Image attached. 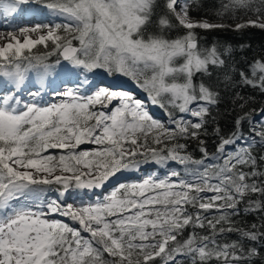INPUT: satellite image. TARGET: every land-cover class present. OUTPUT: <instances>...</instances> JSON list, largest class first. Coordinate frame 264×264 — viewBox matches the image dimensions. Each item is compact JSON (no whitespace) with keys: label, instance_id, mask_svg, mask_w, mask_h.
<instances>
[{"label":"snow or ice","instance_id":"1","mask_svg":"<svg viewBox=\"0 0 264 264\" xmlns=\"http://www.w3.org/2000/svg\"><path fill=\"white\" fill-rule=\"evenodd\" d=\"M32 3L0 0V14L14 18ZM42 7L65 22L0 31V264H262L264 224L241 227L234 217L241 204L264 213V156L254 155L264 146V119L237 118V127L249 120L247 136L217 127L213 152L201 135L226 95L241 104L236 88L264 95V57L237 71L231 51L202 48L196 30H264V0H220L214 14L196 20L189 0ZM41 45L46 51L33 54ZM53 55L72 86L54 90L59 102L47 106L40 91L24 99L27 75L34 72L42 88ZM118 76L165 109L167 123L132 91L105 83ZM192 141L199 157L188 150ZM148 164L164 174L120 183L87 204L66 203L71 191L102 190Z\"/></svg>","mask_w":264,"mask_h":264},{"label":"trees","instance_id":"2","mask_svg":"<svg viewBox=\"0 0 264 264\" xmlns=\"http://www.w3.org/2000/svg\"><path fill=\"white\" fill-rule=\"evenodd\" d=\"M189 2L193 4L191 9L192 18L196 20L203 18L205 13L209 15L214 14L216 11L215 6L219 5L220 0H189ZM212 22L230 23L229 21H221L220 19H215ZM196 31L199 35V42L202 48H210L215 45L220 50H230L232 55L229 63L235 66L237 71L247 68L248 64L254 59L264 57V30L259 28H248L239 32L233 31L231 28L212 31L197 29ZM45 51V49L38 46V49L33 50V54H42ZM54 58L55 60L52 61V63L56 62L58 57L55 55L50 56L47 62L50 63ZM212 72L213 76L211 82H214L217 78V70L213 69ZM126 78L130 80V78ZM202 78L205 82H209L206 76H197V83H199ZM131 82L134 84L133 81ZM236 93H238L240 97H243L241 102L243 111L241 110V104L234 103V96L232 94L226 95L220 105L212 109V116L208 120L206 130L202 132L201 135V139L205 141L209 152L215 151V145L218 143L219 137L214 132V129L217 127L219 128L220 135H229L233 131H236L237 134L243 133L247 136L251 128L249 120H243L241 125L237 127L235 124L237 118L244 116L245 113L249 114V119H251V114H254L257 119L263 118L260 116V110L264 108V95L258 90H253L250 87H238L236 88ZM153 110L168 118V112L158 105H153ZM188 150L199 157L200 153L195 141L190 143ZM254 155L257 156V160L259 161V157L264 156V146H254ZM258 170L264 172V163H258ZM245 207L246 204H241V214L234 217L235 223L238 226L250 227L255 224L259 227L261 224H264V220H261V216L264 215V213L245 212ZM234 238L235 236L232 235L222 239L230 241ZM262 264H264V262H262Z\"/></svg>","mask_w":264,"mask_h":264},{"label":"rangeland","instance_id":"3","mask_svg":"<svg viewBox=\"0 0 264 264\" xmlns=\"http://www.w3.org/2000/svg\"><path fill=\"white\" fill-rule=\"evenodd\" d=\"M38 1H40L39 3H41L43 5L48 2V0H38ZM42 10H44V11H42V13H44L47 16V20L43 21L44 24H56V23H64L65 22L63 17L54 16L51 13H49L48 10L45 8H42ZM76 46H78V42L76 43ZM40 48L44 49V47L42 45L40 46ZM54 60H55V58L50 61V64L54 65L55 66L54 69H55L57 67V65H56V62L52 63V61H54ZM29 76H36V74L34 72H30L27 75V77H29ZM99 78L100 77H98V79ZM4 79L5 78L0 77V81L4 80ZM105 83H116V84L120 85L122 90L132 91L137 96V98L145 100V103L147 104L148 110L150 111V114L153 115L154 118L159 119L163 123H167V121H168L167 117H165L163 114H159L158 112L153 110V105L150 103V101L147 100V94L145 92H143L140 88H138L135 84H133L126 77L118 76L115 80H111V79L106 80ZM45 89L47 90V96H48L49 100L47 102H42V106H47L48 104H51L54 102H59L58 100H56L54 98L53 92L51 91L50 88H45ZM32 91H34V90H29V91L24 90L22 92L23 93L22 95H24L23 96L24 99H26V100L30 99L29 94ZM60 92H62V91H60ZM262 119H264V117ZM91 147H93V146L92 145H83L82 146L83 149H88ZM171 166L175 167L174 164ZM164 171H165L164 169L160 168L159 166L153 165V164L142 165L141 170L138 172H124L122 174H118V176L116 178H113V180L111 182L107 183L106 186L104 187V189H102V190L98 189V190H95V192H91L89 190H74V191H71L69 193V195L70 196H79V200L75 201V203L77 205H79V203L81 201H83V203L87 204L90 201H95L97 199V197L102 198L104 195L111 192L113 190V188L118 186L120 183L135 182L139 179L144 178V176L151 174L152 172H157L159 175L162 176L164 174ZM67 197L65 198L66 203H74V201L68 200ZM55 218L64 219V218L59 217V216H56Z\"/></svg>","mask_w":264,"mask_h":264},{"label":"bare ground","instance_id":"4","mask_svg":"<svg viewBox=\"0 0 264 264\" xmlns=\"http://www.w3.org/2000/svg\"><path fill=\"white\" fill-rule=\"evenodd\" d=\"M39 2L40 1L37 2V0H34V3L30 5H26V7L24 6L23 10L20 13H17L14 18L12 16H9L6 20L3 17V15L0 14V31L7 30L6 25L8 28H11L17 26L31 27V26H35L36 24H44L43 21L47 20V16L44 13H42V11H44L42 10L43 4ZM59 71H60L59 66L53 69V72L49 75L42 88L38 83L36 76L26 77L25 85L21 89V94H23L22 92L24 90L40 91L41 96L37 97V100H40L42 102H47L49 99L47 96V90L45 88H50L52 92L54 90L56 92H60V91L63 92L65 88L72 86L71 84L65 83L67 77L64 73ZM4 87H6V79L0 81V95L5 94L3 91ZM67 198L68 200L74 202L79 200V196L69 195Z\"/></svg>","mask_w":264,"mask_h":264}]
</instances>
